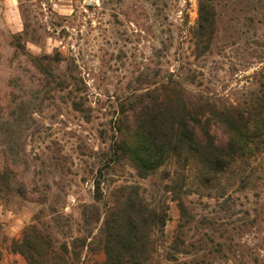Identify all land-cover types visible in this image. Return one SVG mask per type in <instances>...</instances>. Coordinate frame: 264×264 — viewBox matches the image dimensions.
I'll return each instance as SVG.
<instances>
[{"label":"rangeland","instance_id":"obj_1","mask_svg":"<svg viewBox=\"0 0 264 264\" xmlns=\"http://www.w3.org/2000/svg\"><path fill=\"white\" fill-rule=\"evenodd\" d=\"M146 94H178L224 144L226 116L264 105V0H0V175L23 190L0 193V264H26L11 242L35 220L81 235L95 180L164 215L148 264H264V134L222 172L182 151L140 177L108 147Z\"/></svg>","mask_w":264,"mask_h":264},{"label":"trees","instance_id":"obj_2","mask_svg":"<svg viewBox=\"0 0 264 264\" xmlns=\"http://www.w3.org/2000/svg\"><path fill=\"white\" fill-rule=\"evenodd\" d=\"M211 24L212 18L200 17L198 30L205 31ZM148 95L131 114L125 112L124 123L118 120L108 147L113 161H130L140 177L154 173L182 151L193 153L207 174L222 172L236 153L264 134V105L251 119L239 112L228 117L221 109L231 135L219 144L208 118L198 114L192 103L178 94ZM2 179L0 193H23L1 174ZM94 185V202L88 205L92 212L81 213V235L59 242L35 220L24 227L21 237L12 239V252L26 264H88V254L97 251L103 257L95 264H148L156 253L155 232L165 224L164 215L146 202L136 184L121 186L114 203L102 201L100 182L95 180Z\"/></svg>","mask_w":264,"mask_h":264}]
</instances>
